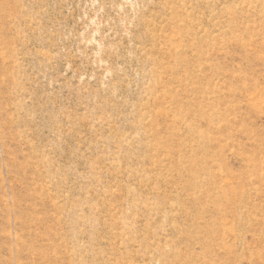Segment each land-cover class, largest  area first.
Here are the masks:
<instances>
[{"label":"rangeland","instance_id":"374dc122","mask_svg":"<svg viewBox=\"0 0 264 264\" xmlns=\"http://www.w3.org/2000/svg\"><path fill=\"white\" fill-rule=\"evenodd\" d=\"M0 264H264V0H0Z\"/></svg>","mask_w":264,"mask_h":264}]
</instances>
